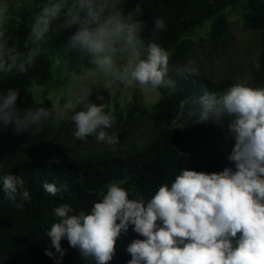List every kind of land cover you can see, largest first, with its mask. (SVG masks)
I'll return each instance as SVG.
<instances>
[{
  "label": "clouds",
  "instance_id": "clouds-1",
  "mask_svg": "<svg viewBox=\"0 0 264 264\" xmlns=\"http://www.w3.org/2000/svg\"><path fill=\"white\" fill-rule=\"evenodd\" d=\"M9 5L0 2V27L8 18ZM139 4L126 11L123 0H46L35 16L31 35L42 38L55 31L65 33V49L95 65L105 85L118 82L125 87L159 89L174 85L166 79L169 55L154 40L165 23L153 21L146 38L147 23L141 19ZM35 51L25 56L9 47L0 31V75H24L34 62ZM256 68L260 64L256 62ZM195 74V69L192 70ZM19 92L14 88L0 91V132L11 128L13 135L36 134L49 125L69 119L74 136L84 141L115 145L117 137L105 129L112 127L107 105L80 100L84 106L71 110L69 100L51 108L18 106ZM98 99H103L98 97ZM186 101H181V107ZM195 103V101L193 102ZM197 123L211 121L223 127L234 141L226 157L235 171L203 172L181 167L169 187L161 184L151 198H129L120 182H111L101 190L90 212L78 213L67 203L54 209L58 222L46 235L55 254L62 260L66 239L82 259L94 258L96 264H109L116 240L129 225L144 239L130 243L128 264H264V86L232 84L226 90L206 93L199 98ZM175 122V121H174ZM5 198L15 202L31 199L24 179L16 174L2 178ZM44 190L55 196L59 189L47 182ZM22 204H17L21 207ZM45 255L53 257L51 250Z\"/></svg>",
  "mask_w": 264,
  "mask_h": 264
},
{
  "label": "trees",
  "instance_id": "trees-1",
  "mask_svg": "<svg viewBox=\"0 0 264 264\" xmlns=\"http://www.w3.org/2000/svg\"><path fill=\"white\" fill-rule=\"evenodd\" d=\"M46 0H33L29 7L20 10L21 23L13 22L7 27L4 38L9 47L27 55L35 51L34 62L24 75L15 73L0 75V91L14 88L19 92L18 106L51 108L54 104L45 99L37 103L29 91L30 87L46 85L52 80L53 60L44 51L47 47L61 53L67 60L66 70L79 74L83 69H94L95 65L87 58L66 51L65 33L53 24L55 31L45 34L40 41L31 35L32 25ZM142 10L141 19L147 23L142 37L151 35L153 21L160 18L165 26L153 37L163 49L171 51L169 73L174 85L159 88V100L148 109L135 103L127 112V117L148 119L156 129V136L142 148L132 153L87 154L69 159H41L28 156L12 162L0 171V264H96L94 258L82 259L79 252L71 248L66 239L61 246L66 249L62 258L55 254L50 237L46 235L53 223L58 222L54 209L61 204H69L76 213L90 212L93 204L101 198L103 190L111 182H122L128 190L129 198L143 197L147 202L161 184L169 187L179 174L181 167L203 172H220L225 167L235 171L234 162L227 160L234 141L227 131V120L223 127L211 121L197 123L200 116L199 98L206 93L226 90L233 84L230 79L216 82L211 78L192 72L182 73L195 41L188 37L196 28L212 21L210 39L222 44L225 42L229 23L224 12L235 6L236 0H123L126 11ZM245 30L261 33L260 51L252 65L251 86H264V0H247ZM260 68H256V62ZM181 101L186 103L181 107ZM195 101V103H193ZM175 121V122H174ZM44 127L36 134L13 135L11 128L0 132V161L25 152L28 148L50 139H55L66 126V120L59 125L44 122ZM130 121L121 137L123 144L132 134ZM16 174L25 181L30 192L29 201L15 202L5 198L2 178ZM55 185L59 191L55 196L48 194L43 183ZM106 193V192H104ZM17 204H22L17 207ZM132 225L122 231L116 240L115 253L109 264H128L131 255L128 245L144 237L133 231ZM51 250L53 257L45 255Z\"/></svg>",
  "mask_w": 264,
  "mask_h": 264
},
{
  "label": "rangeland",
  "instance_id": "rangeland-1",
  "mask_svg": "<svg viewBox=\"0 0 264 264\" xmlns=\"http://www.w3.org/2000/svg\"><path fill=\"white\" fill-rule=\"evenodd\" d=\"M9 5V13L6 23L0 27L5 32L13 22L20 24V10L32 5L33 0H0ZM247 0H236L233 7L224 12V17L229 23L228 36L225 42L218 44L212 42L210 33L212 21H207L203 26L196 28L188 37L195 41L194 49L181 69L182 73L192 72L206 76L216 82L230 79L233 84L241 83L249 85L252 81V65L260 51L261 33L255 30H245V5ZM47 36L40 38L46 40ZM53 60L52 80L46 85L29 88L37 103L45 99L50 100L55 106L61 107L69 100L71 110L78 111L84 105L80 100H86L97 105H107L106 112L112 117V127L105 129L109 135L115 134L117 143L108 145L97 141L95 136H90L81 141L75 138L74 124L66 120V126L55 138L39 143L28 148L25 152L0 161V171L8 167L12 162L28 157L38 156L41 159H69L87 154H128L145 146L156 136V129L148 119H134L127 117V112L137 102L152 108L159 100L158 89L140 88L139 86L125 87L118 82L105 85V79L95 67L83 69L79 74H71L66 70L67 60L61 57V53L47 47L44 49ZM167 51V50H166ZM170 56L171 51H167ZM102 97L103 99H98ZM133 124L131 136L121 144L124 127L129 122ZM116 182V181H115ZM122 184V182H120ZM107 191V187L103 192ZM101 194V193H100Z\"/></svg>",
  "mask_w": 264,
  "mask_h": 264
}]
</instances>
